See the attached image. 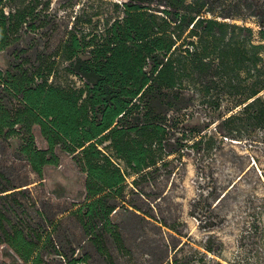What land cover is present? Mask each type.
<instances>
[{
    "label": "trees",
    "instance_id": "obj_1",
    "mask_svg": "<svg viewBox=\"0 0 264 264\" xmlns=\"http://www.w3.org/2000/svg\"><path fill=\"white\" fill-rule=\"evenodd\" d=\"M216 1L225 4L215 10ZM37 2L0 0V51L36 50L24 33L27 26L33 28L27 22ZM105 4L113 5L112 11L100 7L93 27L71 23L37 73L9 76L0 69V92L13 91L23 101L10 108L0 95V137L38 127L46 147L29 141L20 152L40 178L43 166L59 163L56 147L77 157L86 173L85 201L69 213L98 248L105 238L121 241L109 217L119 204L151 216L124 199L127 175L165 164L170 154L182 157L188 149L203 157L264 125V0ZM63 60L62 69L77 76L79 85L66 78L48 80ZM197 97L199 109L193 106ZM223 98L230 100L226 110L221 109ZM192 119L200 121L185 123ZM16 187L0 188V251L6 246L10 256L9 261L0 257V264H48L46 252L67 256V264L82 260L68 255L73 247L58 243L60 220L42 212L37 221L12 218L25 210L16 195L28 190ZM98 229L104 236L96 239ZM180 252L175 246L169 258L156 264L207 261V253L197 248Z\"/></svg>",
    "mask_w": 264,
    "mask_h": 264
},
{
    "label": "rangeland",
    "instance_id": "obj_2",
    "mask_svg": "<svg viewBox=\"0 0 264 264\" xmlns=\"http://www.w3.org/2000/svg\"><path fill=\"white\" fill-rule=\"evenodd\" d=\"M37 1L27 22V25L34 23L33 28L27 26L24 37L38 47L36 50L28 47L14 55L9 49L1 50L0 69L4 75L6 72L9 76L37 73V67L45 64L49 52L65 37L73 21L77 27H93L98 17L94 13L100 7L111 12L113 5L105 3L120 0ZM223 4L212 3L215 10L221 9ZM89 18L91 22L87 23ZM65 64L66 61H59L48 80L66 78L79 85L77 76L62 69ZM2 92L0 95H4L7 107L23 103L20 94ZM198 99L193 102L197 109L200 108ZM229 104L230 100L223 98L221 109L226 110ZM197 121L200 120L185 123L191 125ZM29 141L46 147L37 126H33L31 132L20 129L10 138L0 137V188L28 186V190L16 195L25 210L12 218L37 221L42 212L49 220H60L57 241L66 249L73 247L74 251L68 250V255L82 259L75 264H156L169 258L173 248L179 245V254L190 253L194 248L206 252L204 264H264V125L254 129L248 137L227 140L203 157L188 149L182 157L170 154L165 164L158 163L140 173L127 175L124 199L151 216L144 218L140 211L135 214L128 211L125 204H119L109 217L119 230L121 241L116 244L113 239L105 238L100 248L88 239L76 217L69 213L85 201L86 173L77 157L56 147L59 163L43 166L40 178L20 152V146ZM112 158L124 167L122 161ZM97 233L96 239H99L104 231L98 229ZM204 245H211L214 250L208 251ZM1 247V259L9 261L6 246ZM44 258L48 264H67L69 260L67 256L49 252ZM196 264L203 263L196 261Z\"/></svg>",
    "mask_w": 264,
    "mask_h": 264
}]
</instances>
